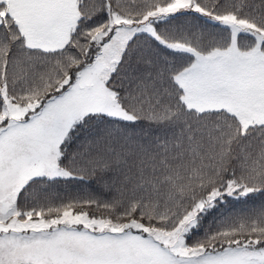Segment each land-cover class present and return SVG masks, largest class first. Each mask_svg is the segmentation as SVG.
<instances>
[{
  "label": "snow or ice",
  "instance_id": "obj_1",
  "mask_svg": "<svg viewBox=\"0 0 264 264\" xmlns=\"http://www.w3.org/2000/svg\"><path fill=\"white\" fill-rule=\"evenodd\" d=\"M257 194L264 0H0V264H264Z\"/></svg>",
  "mask_w": 264,
  "mask_h": 264
},
{
  "label": "trees",
  "instance_id": "obj_2",
  "mask_svg": "<svg viewBox=\"0 0 264 264\" xmlns=\"http://www.w3.org/2000/svg\"><path fill=\"white\" fill-rule=\"evenodd\" d=\"M199 23V22H197ZM72 190H75L74 186H69ZM63 190V186H61V191ZM262 201H264V197H260L259 194L256 195L255 199L252 201H249L248 204H237L236 209L239 210L244 207H253V206H258Z\"/></svg>",
  "mask_w": 264,
  "mask_h": 264
}]
</instances>
